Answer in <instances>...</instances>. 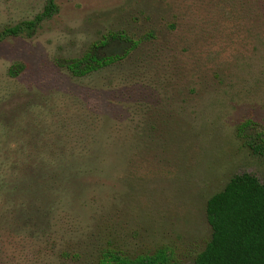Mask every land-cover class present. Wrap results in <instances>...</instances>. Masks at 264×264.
<instances>
[{"label":"rangeland","instance_id":"rangeland-1","mask_svg":"<svg viewBox=\"0 0 264 264\" xmlns=\"http://www.w3.org/2000/svg\"><path fill=\"white\" fill-rule=\"evenodd\" d=\"M46 2L0 0V31ZM58 5L0 42V264H97L106 248L195 264L208 199L236 174L264 182V0ZM112 32L138 42L125 59L84 77L59 64Z\"/></svg>","mask_w":264,"mask_h":264},{"label":"trees","instance_id":"trees-1","mask_svg":"<svg viewBox=\"0 0 264 264\" xmlns=\"http://www.w3.org/2000/svg\"><path fill=\"white\" fill-rule=\"evenodd\" d=\"M58 0H47L43 10L32 19L23 20L0 31V42L8 37H32L43 22L59 12ZM138 44L125 33H110L93 42L80 57L60 60L73 76L84 77L125 59ZM21 64H14L16 75ZM258 126L249 120L240 126L242 136ZM264 142V129L257 131ZM252 148L257 150L250 142ZM206 213L212 237L200 252L195 264H264V182L248 172L234 175L219 192L207 201ZM97 264H177L165 249L154 254L129 257L106 248Z\"/></svg>","mask_w":264,"mask_h":264}]
</instances>
